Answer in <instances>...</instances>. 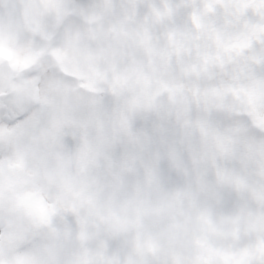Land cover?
Here are the masks:
<instances>
[{"label":"snow or ice","instance_id":"1","mask_svg":"<svg viewBox=\"0 0 264 264\" xmlns=\"http://www.w3.org/2000/svg\"><path fill=\"white\" fill-rule=\"evenodd\" d=\"M17 4L21 35L0 18V97H26L0 100V264H264V36L169 83L143 58L149 0ZM214 5L236 6L234 30L264 19V0H208L210 24Z\"/></svg>","mask_w":264,"mask_h":264},{"label":"clouds","instance_id":"2","mask_svg":"<svg viewBox=\"0 0 264 264\" xmlns=\"http://www.w3.org/2000/svg\"><path fill=\"white\" fill-rule=\"evenodd\" d=\"M156 9L161 13L159 17L151 11L145 14L146 22L151 33L150 44L153 51L149 54L143 52V58L146 65L155 69L157 80L173 83L181 77H186L191 73L195 66L200 69L204 66V59L208 57V67L211 68L215 63V57L224 54L225 48L233 43L237 37L245 35H261L259 28L264 27V19H261L255 12L254 23L247 26H241L239 30H234L228 26V21L238 15L235 5L225 10L220 5H214L219 9V22L209 23V18L214 13L206 10L208 0H197L194 4L186 3V0H149ZM167 5V8L165 7ZM17 0H0V18L5 23H11L14 33L21 35L19 32L23 24V16H17ZM183 18L181 23L176 21ZM199 25V27H197ZM130 27L135 29L136 23L130 22ZM159 33L157 36L156 33ZM179 49L181 56L175 69L167 65L166 53L175 57L176 50ZM163 65V66H162ZM0 67L5 72L8 70L7 61H3ZM4 96L0 100L13 101L24 97L23 93L13 91L7 81L3 87ZM26 99V97H24Z\"/></svg>","mask_w":264,"mask_h":264}]
</instances>
